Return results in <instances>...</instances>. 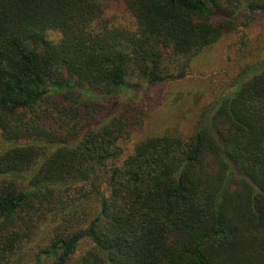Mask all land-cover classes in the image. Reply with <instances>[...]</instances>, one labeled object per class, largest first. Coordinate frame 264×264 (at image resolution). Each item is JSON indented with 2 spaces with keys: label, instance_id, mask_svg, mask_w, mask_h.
<instances>
[{
  "label": "trees",
  "instance_id": "1",
  "mask_svg": "<svg viewBox=\"0 0 264 264\" xmlns=\"http://www.w3.org/2000/svg\"><path fill=\"white\" fill-rule=\"evenodd\" d=\"M258 15L264 0H0V264H264V56L189 133L122 146L149 115L129 94L187 78L227 34L245 52Z\"/></svg>",
  "mask_w": 264,
  "mask_h": 264
},
{
  "label": "rangeland",
  "instance_id": "2",
  "mask_svg": "<svg viewBox=\"0 0 264 264\" xmlns=\"http://www.w3.org/2000/svg\"><path fill=\"white\" fill-rule=\"evenodd\" d=\"M245 52H241L240 34L225 35L218 43L200 54L192 63L187 78L155 86L148 91L132 92L128 97H141L149 115L144 125L132 132V139L122 142L127 151L131 141L142 136L159 133L168 127H177L179 131L189 133L200 120L202 111L211 99L226 87L234 88V77L246 62L254 63L257 57L264 56V15H258L251 26L244 31ZM258 44V45H257ZM254 73H249V78ZM202 118V117H201ZM129 143V144H128ZM37 239L33 241V244ZM84 247V244L81 245ZM81 247V248H82ZM30 258L27 264H33ZM44 264H49L45 261Z\"/></svg>",
  "mask_w": 264,
  "mask_h": 264
}]
</instances>
